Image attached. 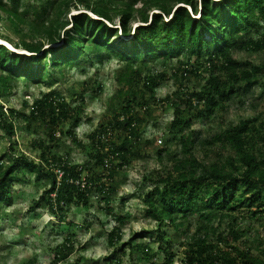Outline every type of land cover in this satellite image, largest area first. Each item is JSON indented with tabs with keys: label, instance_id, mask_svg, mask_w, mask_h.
Instances as JSON below:
<instances>
[{
	"label": "trees",
	"instance_id": "trees-1",
	"mask_svg": "<svg viewBox=\"0 0 264 264\" xmlns=\"http://www.w3.org/2000/svg\"><path fill=\"white\" fill-rule=\"evenodd\" d=\"M20 1L0 0V19L5 18L16 28L29 24L28 40L14 42L1 35L0 40L20 46L30 55H19L0 45V92L10 89L13 78L40 82L45 66L59 72L74 67L85 56L86 45L100 59L111 56L122 66L112 98L117 102L110 104L116 110L111 119L103 120L87 135L89 150L74 134L82 119V106H71L57 91L35 99L27 114L14 109L3 111L0 106V128L10 155L8 166L0 157V205L11 202L13 180L20 176L29 179V175L48 182L41 196L32 200L31 208L46 205L58 220L64 219L69 207L91 206L93 194L109 206L117 191L113 175L142 156L138 147L140 127L155 121L147 96L168 80L167 72H148L147 66L177 59L179 67L170 76L179 89L158 102L172 110L163 135L165 143L179 144L182 157L171 159L170 169L146 176L150 186L141 201L145 216L157 225L153 241L157 246L153 251L149 245L131 243L142 237L135 234L126 245L132 251L127 254L130 264H174L179 253L181 264H264V157L259 156L264 151L263 124L255 127L254 120L241 121L207 143H225L237 154L238 159L222 164L195 159V132L191 129L194 121L212 116L238 95V90L246 93L259 85L264 92V63H241L232 57L239 50L264 49V33L260 32L264 27V0H47L43 5L46 9L26 8L23 12L19 11ZM71 7L78 13L68 24L66 13ZM29 15L36 22L29 21ZM114 19H118L115 27ZM137 21L133 28L132 23ZM69 25L71 29L64 30L61 37ZM182 57L186 60L181 61ZM33 65L36 70L30 73ZM199 71L209 73L205 84L185 87L192 72L198 77ZM85 92L77 94L79 101H83ZM15 121L39 122L46 131L47 142L51 143H36L40 149L37 162L20 152L12 140ZM59 136L68 137L81 152L86 151L88 160L77 165L53 154L51 144L58 143ZM105 136L109 144L102 141ZM166 151L159 150L158 158ZM106 161L108 167L104 166ZM113 218L124 224L127 216ZM248 220L259 223L260 230L251 234L242 228L241 223ZM168 230L180 235V241L167 237ZM72 238L67 234L53 249L51 264L67 258L74 248ZM107 239L114 246L121 239L120 229L114 227ZM133 253L140 258L135 259ZM112 259L108 258L110 262ZM114 264H122L121 258Z\"/></svg>",
	"mask_w": 264,
	"mask_h": 264
},
{
	"label": "rangeland",
	"instance_id": "rangeland-1",
	"mask_svg": "<svg viewBox=\"0 0 264 264\" xmlns=\"http://www.w3.org/2000/svg\"><path fill=\"white\" fill-rule=\"evenodd\" d=\"M52 1L55 2V0ZM46 2L47 0H21L18 5L19 11L23 12L26 8L40 11V7L46 9L43 6ZM139 6L137 5V7ZM197 6V10H199V5ZM82 9L80 7V11ZM75 12L74 7H71L66 13L68 24H70V17L75 15ZM28 19L33 23L36 22L31 15L28 16ZM138 23V21L132 23V27L134 28ZM112 25L114 27L118 25V19H114ZM28 27L29 24L16 28L11 26L5 18L0 19V35L8 36L14 42L20 39L28 40L27 36L30 34ZM70 29V25L65 27L61 32V37L64 35V30ZM260 32L264 33V27ZM12 46L17 52H22L25 56L28 55L22 47ZM83 52L85 56L80 57L77 65L62 68L61 73L58 70H48L45 66L42 80L38 83L32 84L20 78H13L10 89L0 92V106L3 111L14 109L27 114L35 99L49 91H57L71 106L78 103L82 106V119L74 130V134L84 146L88 147L87 135L96 129L103 120L111 119L116 110L112 106L110 107V104L115 105L117 102L112 98L119 85L116 76L122 64L111 56L104 55L100 59L88 45L83 48ZM232 57L241 63L248 61L259 65L264 63V49L258 51L239 50L233 53ZM180 60L185 61L186 58L182 57ZM178 67L177 59L167 60L165 64L158 63L147 66L148 72H167L168 80L153 94L147 96L148 106L153 109L152 116L155 121L145 122L140 127L138 147L141 149L142 156L132 160L128 167L117 170L113 175L112 183L116 185L117 191L111 198L109 206L99 202L100 196L93 194L90 198L91 206L69 207L64 219L58 220L46 205H42L41 208H31L32 200H37L47 188L46 179L36 180L33 176L28 175L29 179L20 176L13 180L11 202L0 205V264H51L53 249L63 242L67 234L73 235L74 248L65 260L55 264H114L115 259L118 258H121L122 264H130L127 254L132 251L126 245L138 233H141L142 237L136 239L135 242L131 240V243L146 244L155 251L157 245L153 244V241L155 242L156 239L157 225L155 221L145 216L141 195L149 189L150 184L145 181L149 173L168 170L173 162L171 159L182 157L179 144L168 145L165 143L166 137L163 135L172 119V110L169 105H161L158 102L159 99H163L179 89L178 82L170 76ZM35 70L36 66L33 65L29 72L34 73ZM193 74L192 72L185 84V87L189 89L204 85L209 77V73L204 71H199L198 77H194ZM81 91H86L83 101H79V98L76 97ZM246 120H254L255 127H258L259 124L264 126V92L259 85H255L246 93L243 92V89L238 90V95L232 96L221 109H216L212 116L194 121L191 129L195 132L192 151L195 159L204 164H222L225 160L238 159L237 154L227 144L209 145L207 143L229 127H234L239 122ZM28 125H30V129L26 128ZM14 126L15 137L12 140L16 141L18 150L37 162L40 149L37 148L38 144L36 143L39 140L46 144L51 143L47 142L43 126L39 122L27 124L24 121H15ZM56 136H58V132ZM149 140L151 144H144ZM102 141L108 143V136H105ZM33 142L35 144H32ZM7 146L8 141L0 128V157L3 156L5 166H8L10 162ZM51 147L53 154L65 156L67 161L72 164L82 165L88 160L86 151L81 152L66 136L61 137L58 143L51 144ZM105 147L107 148L108 145ZM163 149H167V151L161 153L158 158L157 152ZM259 156L260 158L264 157V151L260 152ZM117 163V161L114 162V164ZM85 175L86 172L81 175L82 179L85 178ZM108 209H111V212ZM125 215L127 218L124 224H118L113 218ZM241 225L251 234L260 230L259 223L250 220L241 223ZM114 227L120 229L121 239L111 246L108 244L107 235ZM167 233V237L177 242L180 241V235L177 233H172L170 230ZM248 235L246 234V236ZM122 247L125 248L124 252L121 251ZM180 251L182 250L180 249ZM133 256L135 259L140 258L136 253H133ZM109 257L113 258L111 262V259L108 260ZM181 259L182 255L179 253L174 264H181ZM137 264L149 263L140 262Z\"/></svg>",
	"mask_w": 264,
	"mask_h": 264
},
{
	"label": "clouds",
	"instance_id": "clouds-1",
	"mask_svg": "<svg viewBox=\"0 0 264 264\" xmlns=\"http://www.w3.org/2000/svg\"><path fill=\"white\" fill-rule=\"evenodd\" d=\"M78 12H75V14H77ZM107 23V22H106ZM107 25L108 26H110L111 27V25L109 24V23H107ZM133 33V32H132ZM0 45H2V46H4L7 50H9V51H11V52H13V53H19V55H23V56H25V54H23L22 52H17L16 50H14V47L12 46V45H10V44H7L6 42H1L0 41ZM28 52L26 51V54H27ZM30 55V53H28V55L27 56H29Z\"/></svg>",
	"mask_w": 264,
	"mask_h": 264
},
{
	"label": "built area",
	"instance_id": "built-area-1",
	"mask_svg": "<svg viewBox=\"0 0 264 264\" xmlns=\"http://www.w3.org/2000/svg\"><path fill=\"white\" fill-rule=\"evenodd\" d=\"M104 166L105 167H108V162L107 161L104 163Z\"/></svg>",
	"mask_w": 264,
	"mask_h": 264
},
{
	"label": "bare ground",
	"instance_id": "bare-ground-1",
	"mask_svg": "<svg viewBox=\"0 0 264 264\" xmlns=\"http://www.w3.org/2000/svg\"><path fill=\"white\" fill-rule=\"evenodd\" d=\"M1 42H3L2 40H0ZM8 44V43H7Z\"/></svg>",
	"mask_w": 264,
	"mask_h": 264
}]
</instances>
